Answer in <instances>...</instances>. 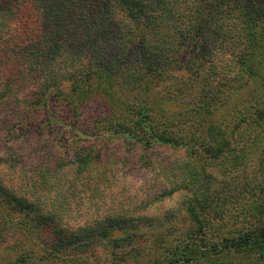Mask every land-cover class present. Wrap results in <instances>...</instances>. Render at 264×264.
Listing matches in <instances>:
<instances>
[{"label":"trees","instance_id":"obj_1","mask_svg":"<svg viewBox=\"0 0 264 264\" xmlns=\"http://www.w3.org/2000/svg\"><path fill=\"white\" fill-rule=\"evenodd\" d=\"M262 65L264 0H0V172L34 189L122 180L142 207L174 203L167 219L190 230L165 264L264 251V201L249 203L258 186L228 179L250 166L234 157L236 127L214 119ZM111 227L79 230L106 239Z\"/></svg>","mask_w":264,"mask_h":264},{"label":"rangeland","instance_id":"obj_2","mask_svg":"<svg viewBox=\"0 0 264 264\" xmlns=\"http://www.w3.org/2000/svg\"><path fill=\"white\" fill-rule=\"evenodd\" d=\"M254 70L256 77L246 76L219 117L214 118L218 120L216 122L236 127L235 153L239 156L234 157L241 156L250 166L234 170L228 179L233 177V183L238 186L256 183V195L249 201L252 204L264 201V116L260 115L264 108L261 106L264 102V65ZM257 76H262V81ZM187 118L196 125L212 122L205 118V113L201 116L189 114ZM203 119L207 121H201ZM246 149L251 150L253 157L244 155ZM173 155L183 158L185 153L178 150ZM9 174L6 170L0 172L5 183ZM14 181L17 183V179ZM16 183H6L10 186L7 192L24 197L29 205L14 203V198L0 192V264H12L26 257V264H154V261L165 264L171 259L177 241L190 230L186 218L167 219L168 211L176 208L174 203L157 202L142 207L146 197L140 193L130 200L132 193L130 195L122 180L111 186L78 184L44 189ZM48 216L53 219L50 224L47 223ZM231 218V231H235L238 225L234 223L233 213ZM105 219L116 223V228L108 230L110 238L94 239L91 234L85 235V231L79 230L80 227H93ZM60 228L61 232L58 231ZM76 234L89 241L86 249L75 247L80 240L73 239ZM120 237H130L131 245L115 249L111 239ZM69 240L73 242L71 246L55 249L56 243L65 246ZM123 253L125 258L120 260ZM179 264H264V251L224 252L210 255L199 263Z\"/></svg>","mask_w":264,"mask_h":264}]
</instances>
